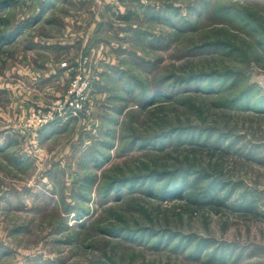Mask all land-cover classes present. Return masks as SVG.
I'll use <instances>...</instances> for the list:
<instances>
[{
  "label": "rangeland",
  "instance_id": "rangeland-1",
  "mask_svg": "<svg viewBox=\"0 0 264 264\" xmlns=\"http://www.w3.org/2000/svg\"><path fill=\"white\" fill-rule=\"evenodd\" d=\"M57 5L0 13V264H264V0ZM77 69L90 114L28 130Z\"/></svg>",
  "mask_w": 264,
  "mask_h": 264
},
{
  "label": "built area",
  "instance_id": "built-area-1",
  "mask_svg": "<svg viewBox=\"0 0 264 264\" xmlns=\"http://www.w3.org/2000/svg\"><path fill=\"white\" fill-rule=\"evenodd\" d=\"M67 65L63 63L62 67H68ZM91 85V81L85 76L82 69H77L62 97L46 108H38L30 114L27 129L39 132L60 121L78 120L83 115L90 114L88 94Z\"/></svg>",
  "mask_w": 264,
  "mask_h": 264
},
{
  "label": "trees",
  "instance_id": "trees-1",
  "mask_svg": "<svg viewBox=\"0 0 264 264\" xmlns=\"http://www.w3.org/2000/svg\"><path fill=\"white\" fill-rule=\"evenodd\" d=\"M13 4H14V0H0V13H3L4 11H6L7 9H10V7L11 6H13ZM44 6H42V8H45L46 9V6H45V4H43ZM238 17V16H237ZM239 18V17H238ZM21 30V29H20ZM21 33V32H20ZM19 33V34H20ZM19 34H16V33H9V34H7V33H3V34H1L0 35V47L3 45V44H9L10 42V40L15 36L16 37V35H19ZM201 74L202 75H204L205 73H198V74H194V75H191L190 77H188L187 79H182V80H179V81H176V82H190V80L192 79V77H196V76H198L199 77V75L201 76ZM206 77H208L207 79H208V86L210 87V86H212V81H214V77L212 76V74H210V76H206ZM202 78H196V79H193L192 81H195V80H201ZM226 78H224V77H222V80H225ZM184 82V83H185ZM235 83H236V81H235ZM255 85H251V88L252 87H254ZM257 86V85H256ZM255 86V87H256ZM258 87V86H257ZM211 90H213V91H211V92H217L216 90H218V89H211ZM251 89L249 88L248 89V92L247 93H249V91H250ZM225 90L223 89V90H221L220 92L222 93V92H224ZM164 94L165 95H167V97H169V94H167V92H164ZM206 94H208L207 96L208 97H210V95H211V93L210 92H206ZM245 94V93H244ZM244 94H240L241 96H239L237 99H235V101H234V99L232 98V100H231V102H230V100L229 101H227V102H225V108L226 107H229V102L230 103H233V101L235 102V103H238L240 100H242V98H248V97H250L249 96V94H247V95H244ZM161 96H163L164 97V95L163 94H161ZM260 100H262L263 102L260 104L261 105V107H260V105H258V106H256V108L258 107L259 109H256L255 107L253 108L254 110H256V111H259L260 113L262 112V113H264V98L263 99H260ZM261 108H263V109H261ZM153 171H155V170H153ZM153 171H151V172H153ZM185 174H187V173H185ZM169 175H172V173H170ZM163 176H164V174H163ZM162 176V177H163ZM145 178H147V175L145 176V177H143V179H139V178H137V181H139V182H144L145 180ZM184 178H185V176H184ZM174 182V183H177V181H176V175H175V173L172 175V177L169 179V182ZM118 183H116L117 185L118 184H120L121 185V181L119 182V181H117ZM120 185L118 186V187H120ZM176 185V184H175ZM110 187H112V185L110 186ZM110 187H109V189H110ZM117 187V188H118ZM165 188V186H162V190ZM212 188V187H211ZM161 190V191H162ZM168 193H170L171 194V196H169V197H172V195L174 194V193H176L175 195H177V194H179V193H181L180 192V190L179 189H172L171 191H169ZM212 193H213V188L212 189H209L207 192H205L204 193V195H203V197H201V201H194L197 205H207V206H222V205H225L224 204V201L226 200V198H222L220 195H217V196H213L212 195Z\"/></svg>",
  "mask_w": 264,
  "mask_h": 264
},
{
  "label": "crops",
  "instance_id": "crops-1",
  "mask_svg": "<svg viewBox=\"0 0 264 264\" xmlns=\"http://www.w3.org/2000/svg\"><path fill=\"white\" fill-rule=\"evenodd\" d=\"M66 1V0H65ZM53 2H54V4H60V2H61V0H57V1H54L53 0ZM58 6V5H57ZM43 21V20H42ZM105 23V22H104ZM95 34H97V32H95ZM100 46V45H99ZM91 50H93V49H91ZM110 68V67H109ZM62 69H64L63 67H62ZM66 70V69H65ZM66 72L67 71H65L64 72V70H61V71H59L58 73H61V74H52V76H50L48 79H47V81L46 82H48V81H50V80H54V79H58L59 77H60V79H64L63 77L64 76H67L66 75ZM63 75V76H62ZM95 86L96 87H100V86H104V84H101L100 85V82L98 81L96 84H95ZM62 95H57V96H55L56 98H60ZM55 98V99H56ZM41 103H39L38 105H40ZM41 106V105H40ZM42 106H43V104H42ZM75 120H67V121H61L60 123H57V124H55V125H52V126H50V128L49 129H53V131H61L62 129H64V128H66L67 127V125L69 124V123H71V122H74ZM48 129V130H49ZM48 134H46L47 136L46 137H48L49 135V137L48 138H50L51 137V133H53V132H47ZM57 133V132H56ZM61 134V133H60ZM53 135H56L55 133L53 134Z\"/></svg>",
  "mask_w": 264,
  "mask_h": 264
},
{
  "label": "water",
  "instance_id": "water-1",
  "mask_svg": "<svg viewBox=\"0 0 264 264\" xmlns=\"http://www.w3.org/2000/svg\"><path fill=\"white\" fill-rule=\"evenodd\" d=\"M250 85H257L259 88H261L264 91V76L260 77L258 76V73L255 69L252 70L251 73L248 75Z\"/></svg>",
  "mask_w": 264,
  "mask_h": 264
}]
</instances>
